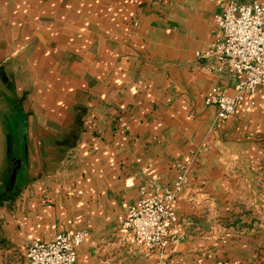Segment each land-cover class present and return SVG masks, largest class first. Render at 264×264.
I'll return each instance as SVG.
<instances>
[{
  "label": "crops",
  "instance_id": "crops-1",
  "mask_svg": "<svg viewBox=\"0 0 264 264\" xmlns=\"http://www.w3.org/2000/svg\"><path fill=\"white\" fill-rule=\"evenodd\" d=\"M231 1L0 0V264L80 230L77 264H155L119 220L176 177L169 264H264V88L220 123L205 96L238 79L198 58Z\"/></svg>",
  "mask_w": 264,
  "mask_h": 264
},
{
  "label": "built area",
  "instance_id": "built-area-1",
  "mask_svg": "<svg viewBox=\"0 0 264 264\" xmlns=\"http://www.w3.org/2000/svg\"><path fill=\"white\" fill-rule=\"evenodd\" d=\"M218 38L198 58L206 61L210 73H227L238 79L235 94L222 86H213L205 96V105L217 108V121L226 122L248 96L264 88V5L241 4L232 0L215 16ZM183 182V178H179ZM179 183L161 195H148L140 189L139 199L121 221L123 229L137 247L157 250L170 244L172 227L177 222L173 210L174 193ZM89 237L85 230L60 233L47 242L33 241L27 248L29 264H77L80 247Z\"/></svg>",
  "mask_w": 264,
  "mask_h": 264
},
{
  "label": "rangeland",
  "instance_id": "rangeland-1",
  "mask_svg": "<svg viewBox=\"0 0 264 264\" xmlns=\"http://www.w3.org/2000/svg\"><path fill=\"white\" fill-rule=\"evenodd\" d=\"M242 3V2H241ZM245 4V3H243ZM3 158L2 155H0V198H2L3 196L1 195V193L3 192V189H6V187H8L7 185H9V182H10V179L9 176H6L5 175V171L7 170H11L12 169V165L10 163H2L1 162V159ZM77 166H79V162H77V160L75 159V157H73L72 155V158H68V160L63 164V170H70L71 168H76ZM11 174V173H10ZM180 177H176V179L172 182V184H170L169 186H167L166 188L162 189L161 191V194L165 191V189L167 188H174L176 186L177 183H179V188L180 190L176 193H174V197L176 198L174 203H173V210H174V205L177 203L178 201V198L180 196V193L182 191V181L179 179ZM75 202H77V200L74 199ZM69 204V202L67 203ZM71 206V205H69ZM175 214H176V217H177V222L175 223V225L172 227V234L170 235V244L168 245H165L164 247H161V248H158L157 250H148V249H145V248H141V247H137L134 243V239H133V247H134V252H136L139 256L141 257H145V258H153L155 259V264H169L171 262V256L174 251H175V247L178 245V243H181V237L179 235L181 234H177L176 233V228H178L181 224H182V221H183V218L182 216L178 215L177 212L174 210ZM65 216H64V219H63V226L61 228H67L69 229L70 228V225L72 224H69L71 221H72V218H73V215H72V211H69V212H64ZM125 218H121L119 220L122 221L124 220ZM67 222V223H66ZM66 224H69V225H66ZM123 229V227H122ZM125 230V229H123ZM126 234L130 237L131 234L125 230ZM31 243V242H30ZM30 243L27 245V248L28 246L30 245ZM106 244L105 243H100L98 244V248L101 249V246H105ZM27 253V251H25ZM186 261H190V260H182L180 259L179 261H177L176 264H185L184 262ZM195 261V259L193 260Z\"/></svg>",
  "mask_w": 264,
  "mask_h": 264
}]
</instances>
